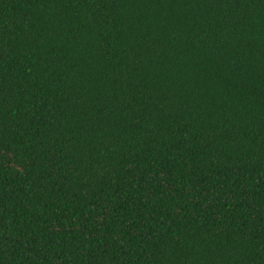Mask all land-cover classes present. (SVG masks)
Returning <instances> with one entry per match:
<instances>
[{
    "label": "trees",
    "instance_id": "16d2710c",
    "mask_svg": "<svg viewBox=\"0 0 264 264\" xmlns=\"http://www.w3.org/2000/svg\"><path fill=\"white\" fill-rule=\"evenodd\" d=\"M0 264H264V0H0Z\"/></svg>",
    "mask_w": 264,
    "mask_h": 264
}]
</instances>
